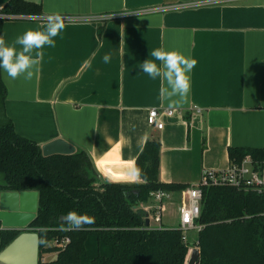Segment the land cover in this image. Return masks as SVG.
<instances>
[{"label":"crops","instance_id":"obj_1","mask_svg":"<svg viewBox=\"0 0 264 264\" xmlns=\"http://www.w3.org/2000/svg\"><path fill=\"white\" fill-rule=\"evenodd\" d=\"M27 1L41 4L42 15L6 20L8 43L42 26L48 14L59 13L66 26L55 47H44L31 80H13L1 69L5 112L20 135L41 146L67 139L89 154L106 182H127V162L151 137L161 143L158 178L165 183L194 185L203 170H223L231 146L264 147V0L159 11L143 10L198 0ZM108 14L115 17L100 18ZM157 48L197 61L188 103L162 101L161 78L141 70ZM152 108L174 113H162L157 128L147 121ZM168 198L180 205V193ZM161 225L168 226L163 216Z\"/></svg>","mask_w":264,"mask_h":264},{"label":"trees","instance_id":"obj_2","mask_svg":"<svg viewBox=\"0 0 264 264\" xmlns=\"http://www.w3.org/2000/svg\"><path fill=\"white\" fill-rule=\"evenodd\" d=\"M42 12L39 3L8 0L0 8V35L6 20L40 17ZM6 96L0 69V192L38 191L37 217L29 225L39 234L38 264H188L191 246L183 232L148 227L147 211L140 207L151 192L180 193L190 186L159 181L157 138H148L135 160L146 182L100 181L85 150L44 156L40 144L17 133L5 112ZM228 155L232 164L246 155L260 159L264 147L231 146ZM73 210L93 217L94 223L62 230L66 222L61 217ZM196 223L201 225L195 242L199 264H264V194L227 185L204 187ZM20 233L1 229L0 251ZM64 237L69 238L64 248L53 246ZM49 253L58 258L44 259Z\"/></svg>","mask_w":264,"mask_h":264},{"label":"clouds","instance_id":"obj_3","mask_svg":"<svg viewBox=\"0 0 264 264\" xmlns=\"http://www.w3.org/2000/svg\"><path fill=\"white\" fill-rule=\"evenodd\" d=\"M65 26L64 18L59 13H52L46 16L42 26L26 29L12 43H8L4 35H0V69H3L13 80L21 76L31 80L35 72L39 71L44 47H55L54 38L60 35ZM151 56L154 59L145 60L141 70L152 79L161 78L163 83L159 89L160 99L169 102L171 106L188 103L191 91L190 73L197 61L185 56L179 50L169 51L163 48L153 50ZM110 58V55H105L103 60L107 63ZM156 61H159L160 65ZM127 163L129 168L126 170L124 179L131 183L146 182V177L142 176L136 162L132 160ZM111 179L108 177L109 182ZM64 221L66 227L62 230L72 231L81 230L85 225L93 224L94 218L87 214H78L73 210L64 216ZM41 243L46 241L41 240Z\"/></svg>","mask_w":264,"mask_h":264},{"label":"built area","instance_id":"obj_4","mask_svg":"<svg viewBox=\"0 0 264 264\" xmlns=\"http://www.w3.org/2000/svg\"><path fill=\"white\" fill-rule=\"evenodd\" d=\"M241 0H198L191 2H180L169 4L164 7H157L153 9H146L143 11L150 10H173V9H185L189 7H197L207 4L215 3H227ZM136 14L142 13V11L134 12ZM128 14V13H125ZM115 15H102L101 19L112 18ZM68 19V18H66ZM162 113L173 114V109H150L147 117L149 125L162 128L163 122L160 121V115ZM217 185H227L233 186L238 189L243 190H252L257 193L264 194V156L262 158H254L252 155H246L239 163H230L223 170H213L205 169L202 172V177L197 184L190 185L189 187L183 189L181 194V202L178 207L179 210V223L178 228L183 232V240L188 241V232L191 230L199 231L201 225L196 223V220L199 218L201 212V200H202V189L208 186H217ZM170 192L163 190H157L150 193V199L147 204H144V209L147 213L151 212L153 215V220L156 223L161 224L162 216L165 210V202L168 198ZM150 224L148 225V227ZM160 225L159 227H162ZM69 242L68 237L62 239H55L53 241V246L58 249L64 248ZM197 247L194 244L191 246ZM57 254V253H55Z\"/></svg>","mask_w":264,"mask_h":264},{"label":"water","instance_id":"obj_5","mask_svg":"<svg viewBox=\"0 0 264 264\" xmlns=\"http://www.w3.org/2000/svg\"><path fill=\"white\" fill-rule=\"evenodd\" d=\"M42 154H73L77 147L63 137L55 138L41 146ZM99 185V183H96ZM39 207L37 190L2 191L0 192V225L1 229H19L18 234L0 251V264H38L39 234L29 228L36 219ZM64 221V216L61 217ZM65 222V221H64ZM146 225L150 224L148 213ZM58 258V254L50 260ZM200 250L193 247L190 250L188 264H199Z\"/></svg>","mask_w":264,"mask_h":264},{"label":"rangeland","instance_id":"obj_6","mask_svg":"<svg viewBox=\"0 0 264 264\" xmlns=\"http://www.w3.org/2000/svg\"><path fill=\"white\" fill-rule=\"evenodd\" d=\"M166 211H164L163 214V220H164V224H166L167 227H177L178 223H179V210H178V206H179V202L178 199H176L175 201L173 199L167 198L166 199ZM153 214L151 212L148 213V218L150 221V226L151 227H159L161 224L156 223L153 220ZM188 242L190 244V246H192L194 244V242L197 241V236H198V231L197 230H191L188 232Z\"/></svg>","mask_w":264,"mask_h":264}]
</instances>
